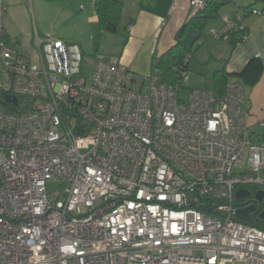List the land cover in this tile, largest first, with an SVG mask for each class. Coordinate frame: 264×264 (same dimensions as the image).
<instances>
[{
  "label": "built area",
  "instance_id": "1",
  "mask_svg": "<svg viewBox=\"0 0 264 264\" xmlns=\"http://www.w3.org/2000/svg\"><path fill=\"white\" fill-rule=\"evenodd\" d=\"M6 10L0 0V264H264V230L236 218L237 191L264 192L239 82L180 99L191 55L171 84L95 55L88 82L76 45L36 36L35 61L14 50ZM238 29L224 19L209 35Z\"/></svg>",
  "mask_w": 264,
  "mask_h": 264
},
{
  "label": "crops",
  "instance_id": "2",
  "mask_svg": "<svg viewBox=\"0 0 264 264\" xmlns=\"http://www.w3.org/2000/svg\"><path fill=\"white\" fill-rule=\"evenodd\" d=\"M190 1L124 0L122 23L124 26L131 23V26L126 31L127 41L123 44L119 54L116 58L110 59L120 61L136 77L146 75L151 68L153 57L163 55L178 41L179 31L191 17ZM228 1L230 3L219 11L217 19L210 23L213 25L211 30L222 29L224 19H241L242 24L247 28L248 37L246 41L235 46L216 39L209 43L208 60L213 62V70L209 84L206 83L203 89L211 88L212 76L216 70L224 67L230 75L239 74L249 61L254 58L258 59L262 65L258 81L251 87L241 85L243 86L244 108L248 113L247 125L252 140L264 144V127L259 126V122L264 121V14L252 13L253 10L262 12L263 4L261 0ZM4 2L7 9L4 16V27L8 44L10 46H13V43L19 45L21 52H17L35 61L37 54L34 39L40 36L37 29L31 27L29 23L25 0H4ZM84 7V4H80V8L84 9ZM96 20L94 12L86 15L88 25ZM72 45L80 49L79 44ZM229 80L240 83L235 77ZM187 89L198 88L188 86Z\"/></svg>",
  "mask_w": 264,
  "mask_h": 264
},
{
  "label": "rangeland",
  "instance_id": "3",
  "mask_svg": "<svg viewBox=\"0 0 264 264\" xmlns=\"http://www.w3.org/2000/svg\"><path fill=\"white\" fill-rule=\"evenodd\" d=\"M24 3L28 9L29 23L31 27L37 29L40 38L60 39L69 44L80 45L83 55L81 73L88 82L91 78L95 55L116 58L125 42L124 24L121 22L117 33H103L99 43L94 46L90 37V25L86 21V15L94 12L93 0H56L52 2L25 0ZM80 4H84V9L80 8ZM212 27L213 25L210 23L204 27L203 36L205 37L200 38L201 46L192 44L198 34H194L190 30L185 33L183 38H180L187 47L192 46L193 57L189 70V81L186 83L187 87L203 89L205 84L210 82L213 62L208 60L207 48H209V43L215 41L209 37ZM206 38L208 39L206 40ZM12 48L21 52L17 44L13 43ZM152 72V68H149L146 75H141L137 79L145 78L147 84ZM188 90L181 89L179 98L186 100ZM46 190L48 196L56 200L55 194L62 191V186L59 182H49L46 185Z\"/></svg>",
  "mask_w": 264,
  "mask_h": 264
},
{
  "label": "trees",
  "instance_id": "4",
  "mask_svg": "<svg viewBox=\"0 0 264 264\" xmlns=\"http://www.w3.org/2000/svg\"><path fill=\"white\" fill-rule=\"evenodd\" d=\"M47 2H52L56 0H44ZM203 9L197 11L193 14L186 25L179 31L178 41L174 46H172L166 53L159 57H153L151 68H155L159 71L161 75V81L163 83L171 84L175 80V72L173 68L175 66H180L187 55H191L192 58V46L187 47L180 38H183L188 30L192 31L194 34H198L197 37L192 41V44L201 46L200 38L203 36L204 27L216 20L219 11L227 4L230 3L228 0H205ZM263 4L262 12H258L260 15L264 14V0H261ZM123 5L124 0H94L93 9L94 14L97 18L96 22L91 23L89 27L90 37L94 46L99 43V40L103 33L115 34L117 33L120 23L123 20ZM238 23L242 29L234 30L229 34L228 43L235 46L238 43H243V34L247 33V28L242 24L241 19H233ZM131 26V23H127L124 26L123 32L125 35V42L127 41V29ZM210 38H212L209 35ZM208 38H206L207 40ZM124 42V44H125ZM190 58V60H191ZM189 60V62H190ZM189 62L186 68L189 71ZM225 64V63H224ZM262 71V65L260 61L256 58L248 62L245 68L239 74H228L225 68L216 70L212 76V86L208 90L212 91L214 94L221 96L224 92L225 85L229 79L232 77L237 78L240 84L251 87L256 84L258 78ZM6 107H8L6 105ZM10 109V107H8ZM254 227L264 230V224L259 222L247 223Z\"/></svg>",
  "mask_w": 264,
  "mask_h": 264
},
{
  "label": "water",
  "instance_id": "5",
  "mask_svg": "<svg viewBox=\"0 0 264 264\" xmlns=\"http://www.w3.org/2000/svg\"><path fill=\"white\" fill-rule=\"evenodd\" d=\"M5 100L7 102L13 103L14 105L17 104L16 99H10L8 96L5 97ZM248 195H249V193L247 191H244V190L237 191L235 193V200L238 201V200L244 199V198L248 197ZM255 200L258 202H262L264 200V192L258 191L255 194ZM252 211H253V207H251V206L245 207V208L240 207L236 211V218L243 221V222L250 223L251 222L250 214ZM260 218L264 219V203H263V211L260 214Z\"/></svg>",
  "mask_w": 264,
  "mask_h": 264
},
{
  "label": "flooded vegetation",
  "instance_id": "6",
  "mask_svg": "<svg viewBox=\"0 0 264 264\" xmlns=\"http://www.w3.org/2000/svg\"><path fill=\"white\" fill-rule=\"evenodd\" d=\"M248 197L241 199V201H239L237 203L238 206L241 207H253V211L250 214L251 217V222H259V223H263L264 224V219L260 218V214L263 211V203L264 200L262 202H258L255 200V191L254 190H250Z\"/></svg>",
  "mask_w": 264,
  "mask_h": 264
}]
</instances>
